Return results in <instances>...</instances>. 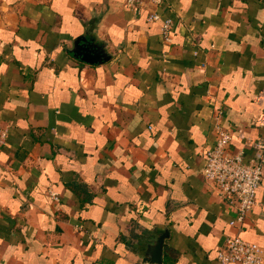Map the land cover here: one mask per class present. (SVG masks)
Here are the masks:
<instances>
[{
    "label": "crops",
    "instance_id": "obj_1",
    "mask_svg": "<svg viewBox=\"0 0 264 264\" xmlns=\"http://www.w3.org/2000/svg\"><path fill=\"white\" fill-rule=\"evenodd\" d=\"M150 11L0 0V264H220L236 210L203 173L219 109L233 152L264 142V0ZM241 237L264 261V176Z\"/></svg>",
    "mask_w": 264,
    "mask_h": 264
},
{
    "label": "built area",
    "instance_id": "obj_2",
    "mask_svg": "<svg viewBox=\"0 0 264 264\" xmlns=\"http://www.w3.org/2000/svg\"><path fill=\"white\" fill-rule=\"evenodd\" d=\"M165 0H126V6L136 14H141L148 9L149 5L155 11H150L149 20L159 21L156 12ZM163 39L166 43L173 40L174 23L166 20L161 28ZM263 96L259 97L262 100ZM223 114L219 109L215 115L214 149L207 154L204 179L211 183L218 196L231 207L235 208L236 215L229 223L233 233L225 240V244L218 251L220 264H264L259 255V248L241 237L246 219L252 211L256 191L264 176V142L254 143V156L246 160L242 150L233 152L231 150L232 132L222 127ZM7 131L0 126V138L4 141ZM48 196L53 203L60 202L59 195L53 190L48 191Z\"/></svg>",
    "mask_w": 264,
    "mask_h": 264
},
{
    "label": "water",
    "instance_id": "obj_3",
    "mask_svg": "<svg viewBox=\"0 0 264 264\" xmlns=\"http://www.w3.org/2000/svg\"><path fill=\"white\" fill-rule=\"evenodd\" d=\"M96 60L95 56L94 55H86V57L84 56V61L88 62V63H94ZM161 250H162V242L159 241V243L156 245V253L157 255L159 256V254L161 253Z\"/></svg>",
    "mask_w": 264,
    "mask_h": 264
}]
</instances>
